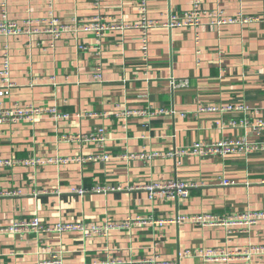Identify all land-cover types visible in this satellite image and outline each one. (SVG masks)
<instances>
[{
	"label": "crops",
	"instance_id": "crops-1",
	"mask_svg": "<svg viewBox=\"0 0 264 264\" xmlns=\"http://www.w3.org/2000/svg\"><path fill=\"white\" fill-rule=\"evenodd\" d=\"M94 0H53V12L63 22L89 20ZM142 0H105L100 15L108 23L134 25ZM193 0H147L148 18L167 21L190 10ZM207 10L225 17L238 13L264 17V0H202ZM48 0H9L0 7V22L46 18ZM225 28L206 24L196 36L179 28L148 32V57L140 50L141 31L110 32L99 46L93 34H67L54 42L49 34L0 37L3 54L11 60L10 95L6 108L32 105L55 108L66 119L41 116L35 123L0 126V159H67V164L0 170V227L37 217L44 225L135 220L129 230L106 237L77 233L9 234L0 236V264H40L59 257L64 264H94L108 260L157 264H264L249 261L206 262L179 258L184 250H224L235 254L264 246V224L200 227L191 223L153 222L180 216L220 217L264 211V131L252 128L264 120V21ZM30 33V32H29ZM86 49H82V48ZM101 64L103 80H95ZM246 106L259 116L236 112H199ZM175 110L148 123L117 117L121 110ZM181 114H185L184 117ZM246 125H240L241 122ZM235 122V126L230 125ZM104 129L103 151L94 144L67 142ZM244 139L257 149L226 158L175 155L198 143ZM101 154L110 157L101 160ZM144 154L152 159L133 158ZM167 154H173L168 157ZM99 159H89L96 158ZM222 180L232 184L222 185ZM181 181L192 185L179 202L158 195L152 202L145 186ZM97 188L102 189L96 192ZM81 189L87 194L72 193ZM140 220V221H137ZM146 223V224H143Z\"/></svg>",
	"mask_w": 264,
	"mask_h": 264
},
{
	"label": "built area",
	"instance_id": "built-area-1",
	"mask_svg": "<svg viewBox=\"0 0 264 264\" xmlns=\"http://www.w3.org/2000/svg\"><path fill=\"white\" fill-rule=\"evenodd\" d=\"M9 0H0V7L2 13H7ZM53 0H48L49 13L46 18L26 21L24 26L30 27L26 30L18 24L16 20H4L0 22V37H19L26 34H49L54 42H60L61 39L67 34L81 35V34H93L97 44L100 46L101 42L107 37V35L115 30H127L136 29L141 31V44L140 50L143 57H148L149 38L148 32L156 28H165L169 30L185 28L195 32L198 36L199 29L206 25L216 26L217 28H225L236 24L250 25L261 21H264V17L260 16H247L242 13H238L234 17H225L220 11L207 10L203 7L202 0H193L190 10L183 14L170 15L169 19L165 21H154L148 18L147 0H142L139 4L138 20L134 25H116L108 23L101 17L100 12L105 0H94L93 10L96 15L89 20H74L71 23L63 22L53 12ZM30 32V33H29ZM86 49V48H82ZM11 60L7 51L3 54L2 68L0 69V126L5 125H17L23 122L35 123L43 115H51L55 119H66L68 116L60 115L55 108L44 109L32 105H15L12 108H6L3 105V101L10 95L11 89L14 84L11 79ZM103 68L99 64L95 69V80L102 82L103 80ZM216 111H236L252 116H259L258 110H251L246 106H227L222 110L217 109H201L199 112H216ZM175 114V110H121L117 115L124 122H128L133 118L144 119L147 123L157 116L165 115L170 116ZM182 117L185 114H181ZM247 123L241 122L240 125H246ZM230 125L235 126V122H231ZM252 128L261 134L264 131V120L258 119L255 121ZM67 142H75L79 144H94L99 150L105 149L108 141V135L104 129H99L92 133L79 134L73 137H62ZM257 149L256 146L250 144L244 139H225L215 143H198L191 149L181 150L175 155H197V156H211L226 158L235 154H250ZM156 154L146 156L144 154L133 156V158L139 159H152ZM168 157H172L173 154H167ZM101 160L108 161L110 157L106 154H101ZM89 159H99L89 158ZM67 159H27V160H1L0 170L5 167H23V168H38L44 164H67ZM222 185L229 186L232 183L228 180H222ZM193 187L189 184L181 181H170L163 184H152L145 186L144 189L149 193V200L154 201L158 195H161L166 201L179 202L180 199L189 197V190ZM96 192L103 191L100 188L95 190ZM74 194L83 196L87 194L86 191L81 189H74ZM0 193V199H1ZM135 220L127 218L123 222H114L111 219H107L103 223H58L52 226L44 225L37 217L31 221L20 220L14 225L3 228L0 227V236L9 234H30L34 233L41 236H48L50 234H64V233H77L85 238L106 237L112 232L129 230L135 224ZM137 221H140L137 219ZM191 223L200 227H216V226H242L244 229L254 226L256 224H264V211L248 212L235 216L220 217L214 214H204L200 216H180L174 220H158L153 222L157 227H164L168 224H181ZM146 224V223H143ZM232 256L237 257L238 260L243 259L249 261L255 257H264V246H253L243 251H237L235 254L224 250H184L179 253V258H200L206 262L215 261H227L231 260ZM40 264H64L59 257L50 261H45ZM98 264V263H94ZM99 264H137L131 262H123L120 260H108ZM139 264H157L155 260L139 262ZM167 264V263H166Z\"/></svg>",
	"mask_w": 264,
	"mask_h": 264
}]
</instances>
